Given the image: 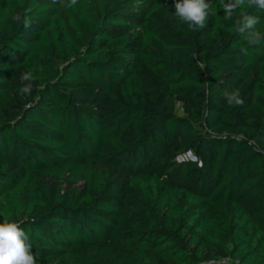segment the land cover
<instances>
[{
  "label": "trees",
  "instance_id": "trees-1",
  "mask_svg": "<svg viewBox=\"0 0 264 264\" xmlns=\"http://www.w3.org/2000/svg\"><path fill=\"white\" fill-rule=\"evenodd\" d=\"M204 2L0 0V223L37 264H264V4Z\"/></svg>",
  "mask_w": 264,
  "mask_h": 264
},
{
  "label": "clouds",
  "instance_id": "clouds-1",
  "mask_svg": "<svg viewBox=\"0 0 264 264\" xmlns=\"http://www.w3.org/2000/svg\"><path fill=\"white\" fill-rule=\"evenodd\" d=\"M75 2L76 0H73V5ZM260 2L264 4V0H260ZM174 6V15L180 18L182 22L188 23L190 28L204 26V10L207 7L204 0H174ZM254 23L255 20H250L248 26L250 27ZM22 79L30 80L32 77L26 73L22 76ZM30 92V84L21 88V93L29 94ZM233 99H235L236 104L243 103L239 99L237 91H233L228 103L233 104ZM188 156L195 159L191 152L188 153ZM26 241H28V233L22 227H19L18 223L9 222L7 219L0 223V264H37L34 255L39 259L38 255L32 252L31 242Z\"/></svg>",
  "mask_w": 264,
  "mask_h": 264
},
{
  "label": "built area",
  "instance_id": "built-area-1",
  "mask_svg": "<svg viewBox=\"0 0 264 264\" xmlns=\"http://www.w3.org/2000/svg\"><path fill=\"white\" fill-rule=\"evenodd\" d=\"M189 152L192 153V156H194L195 159H192L191 157L188 156ZM175 161H177V162L192 161V162H195L196 165H198V166L201 165V160L191 150H186V151L182 152L181 154L177 155L175 157Z\"/></svg>",
  "mask_w": 264,
  "mask_h": 264
},
{
  "label": "rangeland",
  "instance_id": "rangeland-1",
  "mask_svg": "<svg viewBox=\"0 0 264 264\" xmlns=\"http://www.w3.org/2000/svg\"><path fill=\"white\" fill-rule=\"evenodd\" d=\"M176 113L178 115H181L182 114V109L180 108V104L177 103V109H176ZM203 264H230L226 259H223L219 262H210V263H203Z\"/></svg>",
  "mask_w": 264,
  "mask_h": 264
}]
</instances>
